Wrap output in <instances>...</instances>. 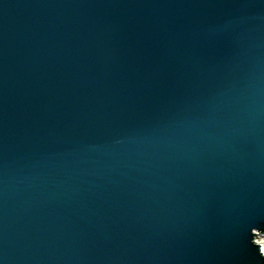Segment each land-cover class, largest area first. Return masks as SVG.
<instances>
[{"label": "water", "instance_id": "obj_1", "mask_svg": "<svg viewBox=\"0 0 264 264\" xmlns=\"http://www.w3.org/2000/svg\"><path fill=\"white\" fill-rule=\"evenodd\" d=\"M264 0H0V264H264Z\"/></svg>", "mask_w": 264, "mask_h": 264}, {"label": "bare ground", "instance_id": "obj_2", "mask_svg": "<svg viewBox=\"0 0 264 264\" xmlns=\"http://www.w3.org/2000/svg\"><path fill=\"white\" fill-rule=\"evenodd\" d=\"M264 229V226L263 228ZM263 230H259V229H252L251 234L253 236L252 239V246H257L259 251L260 249L264 248V232H262Z\"/></svg>", "mask_w": 264, "mask_h": 264}, {"label": "snow or ice", "instance_id": "obj_3", "mask_svg": "<svg viewBox=\"0 0 264 264\" xmlns=\"http://www.w3.org/2000/svg\"><path fill=\"white\" fill-rule=\"evenodd\" d=\"M262 251H264V249H262Z\"/></svg>", "mask_w": 264, "mask_h": 264}]
</instances>
